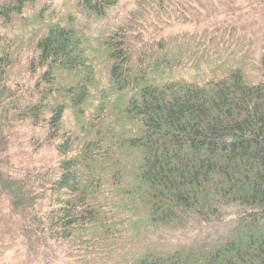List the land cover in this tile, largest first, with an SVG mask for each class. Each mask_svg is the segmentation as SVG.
Wrapping results in <instances>:
<instances>
[{"label": "trees", "instance_id": "obj_1", "mask_svg": "<svg viewBox=\"0 0 264 264\" xmlns=\"http://www.w3.org/2000/svg\"><path fill=\"white\" fill-rule=\"evenodd\" d=\"M246 1L140 0L92 46L63 20L28 38L36 0H0V264H264V0Z\"/></svg>", "mask_w": 264, "mask_h": 264}, {"label": "rangeland", "instance_id": "obj_2", "mask_svg": "<svg viewBox=\"0 0 264 264\" xmlns=\"http://www.w3.org/2000/svg\"><path fill=\"white\" fill-rule=\"evenodd\" d=\"M241 2L247 3L246 0H240ZM140 0H121L120 3L111 9L109 13L103 17L99 18L94 16L93 14L86 13L82 10H79L76 5L74 0H36V2L32 5H30L26 10H25V18L23 19L24 21L28 22V29L29 32L27 37H31V34L33 31H36L40 28H43V25L40 24V19H44L46 22L50 23L53 21H65L68 22L69 24H73L77 28H81L82 32L85 34L87 40L89 41L90 45L94 46L97 41V37L100 33V29H102L104 26L107 28H115L118 23L124 19L129 12H131L132 9H135ZM263 9V8H262ZM261 16L263 14L260 13ZM72 17V18H71ZM251 19H257L259 16L255 15H250ZM244 12L242 14H239V19L243 25H250L249 28L250 30H253L256 28L254 24L251 25L249 23V19ZM237 20V16L232 19ZM264 20V16H263ZM261 20V21H263ZM31 21V22H30ZM259 21V22H261ZM30 22V23H29ZM46 24V23H45ZM186 26L181 25L180 23L175 24V26L171 27V30H180L182 28L188 29L191 27V23L185 24ZM252 37V36H251ZM255 37V36H254ZM258 40V39H256ZM259 40H261L259 38ZM259 42V41H258ZM258 42L253 41V44L257 46ZM262 49L260 47L257 48V50L254 53V56L256 59L260 58V54ZM254 66L247 68L248 74H259L260 71H264V68H262L259 63L256 64V61L254 60ZM68 118H66L65 122L67 125L71 124L74 120L72 119L71 112L68 111ZM24 128V127H23ZM26 128H29L26 126ZM31 133V129L29 128L28 130H22L21 133L23 135H26ZM25 150L29 153H31V148L25 145L19 146L18 150ZM54 148L52 146H47L44 147L43 149L37 151L36 153H31L32 155L30 156V160L34 159L35 161H38L41 159L43 162L45 160H52L54 157ZM212 228V227H211ZM210 228L200 226L193 224L190 228H188L185 231H175V232H158L154 234L153 239L155 236H158V245H166V246H172L175 247L177 246L180 242L186 241L188 238H191V236L197 234L200 235L203 232L208 231ZM161 233V234H160ZM43 251H36L32 252L31 254H28L29 256H32L34 260L32 259L31 262L32 264H42L44 259H43ZM13 250H11L7 255H6V261L10 262L12 257H13ZM42 258V259H40ZM60 264H63L66 261V258H63V256L59 259ZM35 261V262H34ZM17 259L14 260V264H16ZM20 264L25 262L20 260ZM26 263V262H25ZM30 264V263H26Z\"/></svg>", "mask_w": 264, "mask_h": 264}]
</instances>
